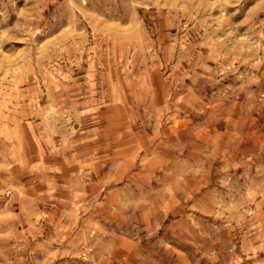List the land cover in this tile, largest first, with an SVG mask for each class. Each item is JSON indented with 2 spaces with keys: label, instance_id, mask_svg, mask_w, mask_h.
<instances>
[{
  "label": "rangeland",
  "instance_id": "obj_1",
  "mask_svg": "<svg viewBox=\"0 0 264 264\" xmlns=\"http://www.w3.org/2000/svg\"><path fill=\"white\" fill-rule=\"evenodd\" d=\"M0 264H264V0H0Z\"/></svg>",
  "mask_w": 264,
  "mask_h": 264
}]
</instances>
